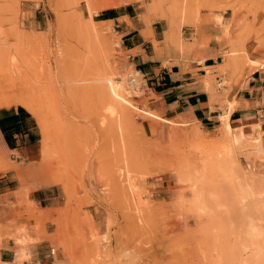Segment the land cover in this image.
<instances>
[{
    "label": "rangeland",
    "instance_id": "obj_1",
    "mask_svg": "<svg viewBox=\"0 0 264 264\" xmlns=\"http://www.w3.org/2000/svg\"><path fill=\"white\" fill-rule=\"evenodd\" d=\"M104 1L0 0V98L7 96L0 113L17 109L25 117L22 129L32 128L35 139L32 151L8 154L0 146V202L12 197L26 206L20 215L53 251L45 264H213L216 255L203 232L208 217L198 218L182 204L192 192L177 173L186 146L176 134L191 126L201 131V122L172 121L152 110L143 75L128 57L134 51L124 46L123 19L105 20L133 4L147 23L148 38L152 25L158 30L160 22L168 23L165 51L184 52L181 26L196 0H131L105 8ZM201 7L230 9L235 17L236 30L223 35L224 61L233 57L235 63L218 67L219 76L236 73L264 52V0H201ZM106 77L134 105L127 115L109 111ZM212 80L217 92L219 83ZM19 97L31 98L40 120ZM217 129L202 135L216 141ZM244 143L238 158L246 168L257 158ZM43 184L58 188L59 207L37 209L28 199ZM5 221L0 218V228ZM25 256L20 250L17 261Z\"/></svg>",
    "mask_w": 264,
    "mask_h": 264
},
{
    "label": "crops",
    "instance_id": "obj_2",
    "mask_svg": "<svg viewBox=\"0 0 264 264\" xmlns=\"http://www.w3.org/2000/svg\"><path fill=\"white\" fill-rule=\"evenodd\" d=\"M133 7V4H127L121 11H112L113 14L108 11L111 14L105 20L123 19L124 46L127 51H134L128 57L143 75L146 93L151 96L152 110L172 121L195 119L201 122L203 132H214L216 127H219V132L220 116L228 108L225 102L231 103L233 109L229 113V125L233 134L239 135V128H242L246 139H250L248 145L254 150L259 149L255 155L257 163L264 162V151H261L264 150V52L257 53L256 59H249L240 65L236 73L231 74L229 70L223 77L218 75L219 65L225 66L226 63L223 52L228 50L223 37L225 29L227 27L228 34L236 30L231 10L204 8L201 7V0H196L187 14V23L181 26L186 44L184 52H166L162 42L168 23L163 26L160 22L158 30L152 25L150 34L153 39L148 38L149 35L144 32L147 23L142 13L134 12ZM213 77L219 83L217 92L213 91ZM222 79L230 84L224 85ZM223 89L227 92L221 96ZM24 120L25 117L22 118L17 109L0 113V146L8 154L32 151L31 147L35 145V139H31L34 136L32 128L22 129ZM33 174L24 172L29 177L35 176ZM43 185L45 187L29 192L28 199L35 203L37 209L59 207L61 194L58 188ZM25 210L26 206H19L12 197L7 203L0 202V218H6L5 229L0 228L2 264H45L47 258L51 260L54 257L53 251L47 250L50 246L47 240L36 237L33 222L24 214L20 215ZM45 226L49 228L50 224ZM20 229L23 233L19 234ZM24 236L33 239L25 243L17 241V237ZM20 250L26 256L18 262Z\"/></svg>",
    "mask_w": 264,
    "mask_h": 264
},
{
    "label": "bare ground",
    "instance_id": "obj_3",
    "mask_svg": "<svg viewBox=\"0 0 264 264\" xmlns=\"http://www.w3.org/2000/svg\"><path fill=\"white\" fill-rule=\"evenodd\" d=\"M128 1L131 0H106L102 6L116 7ZM232 58H226L225 68ZM103 80L107 82L106 86L101 85L103 91H106L109 111L113 114L127 115L130 107H134L132 102L124 97L123 90L118 84H113L111 77ZM6 98L7 96L1 97L0 102H4L3 99ZM20 100L32 109L38 120L41 119L31 98L24 97ZM232 109V105L228 106L226 112L220 116L221 137L216 141L206 140L199 126H191L184 132L176 134L186 146L179 156L178 178L192 192V199L183 200L182 204L195 212L198 218L202 215L208 217L209 222L206 226L204 224L207 230L202 228L204 230L202 231L205 232L204 234L208 233L206 238L210 239L209 242L206 239L207 244H212L211 247L216 255L213 264L216 260L219 264H240L236 260L240 256L244 258L245 252L248 253V257L243 260H240V257L241 264H264V226H262L264 223L261 225L258 222L260 219L264 220V162L254 165L252 163L253 166L249 163L246 168L241 166L238 154L244 142L250 139H246L247 135L242 128H239V135L233 134V129L231 130L229 125V113ZM155 116L160 118L158 115ZM183 119L180 121H185ZM258 152L259 149H255L252 153L257 155ZM199 229L201 228L197 229L198 232ZM17 233L23 231L20 229ZM32 239L26 236L17 237V241L22 243Z\"/></svg>",
    "mask_w": 264,
    "mask_h": 264
},
{
    "label": "built area",
    "instance_id": "obj_4",
    "mask_svg": "<svg viewBox=\"0 0 264 264\" xmlns=\"http://www.w3.org/2000/svg\"><path fill=\"white\" fill-rule=\"evenodd\" d=\"M138 72H140V71H138ZM129 81H130V83H134L136 81V79H135L134 76H132L131 74H129Z\"/></svg>",
    "mask_w": 264,
    "mask_h": 264
},
{
    "label": "trees",
    "instance_id": "obj_5",
    "mask_svg": "<svg viewBox=\"0 0 264 264\" xmlns=\"http://www.w3.org/2000/svg\"><path fill=\"white\" fill-rule=\"evenodd\" d=\"M19 110L24 111L23 108H21V107L19 108Z\"/></svg>",
    "mask_w": 264,
    "mask_h": 264
}]
</instances>
